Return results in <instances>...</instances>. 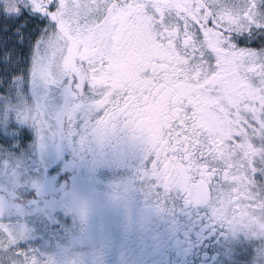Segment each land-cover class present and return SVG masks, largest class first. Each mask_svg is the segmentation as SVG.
<instances>
[{
  "label": "flooded vegetation",
  "instance_id": "af4514ba",
  "mask_svg": "<svg viewBox=\"0 0 264 264\" xmlns=\"http://www.w3.org/2000/svg\"><path fill=\"white\" fill-rule=\"evenodd\" d=\"M0 91L42 93L64 140L0 195V264H264L236 132L264 115V0H0Z\"/></svg>",
  "mask_w": 264,
  "mask_h": 264
},
{
  "label": "rangeland",
  "instance_id": "374dc122",
  "mask_svg": "<svg viewBox=\"0 0 264 264\" xmlns=\"http://www.w3.org/2000/svg\"><path fill=\"white\" fill-rule=\"evenodd\" d=\"M4 67L6 68V66ZM46 93H49L48 89ZM27 94L26 91L7 93L0 91V100H4V102H0V111L4 106L9 112V115L8 113L4 114L3 120L0 118V141H2L0 142V195L6 194L7 196H4L9 202H13L14 199L5 192L11 190L13 186L19 187L24 184L23 178L16 175L15 169L17 167L22 168L26 164L31 166L37 164L38 167L49 166L61 155L63 148L62 141L64 140L58 134L56 126L53 123H47V117L43 121L39 120L43 114V107H45L42 93L36 95V93L31 92L30 98ZM33 97L36 98L34 104H32ZM25 102L30 103L27 105L31 106H29L31 117L29 125L24 119L26 118V109L22 108V103ZM52 107H50L49 111L53 115L55 114V109L52 110ZM35 109H40V117L36 123L33 121L36 116ZM11 111L14 112V123L5 119V116H10ZM246 117V125L241 124L238 119L236 120V124L239 123L236 132L239 133L242 142L247 141L250 145V149L243 148L245 150L243 153L251 152L258 163L256 167L258 183L254 189V209L250 211L253 215H249L245 223L247 230H254L258 226L264 227V115L257 119L250 116ZM16 123L19 124L17 125ZM27 145H29V148L26 151L17 154L19 150L22 151L23 147L25 149ZM44 146H46L45 149ZM23 201L17 200V202L21 203ZM0 206H3V204L0 203ZM252 235L253 231L252 233L246 231L242 233L244 241H241V239L240 241L248 245ZM257 238L259 237L255 239ZM262 240L264 242V237H262Z\"/></svg>",
  "mask_w": 264,
  "mask_h": 264
}]
</instances>
